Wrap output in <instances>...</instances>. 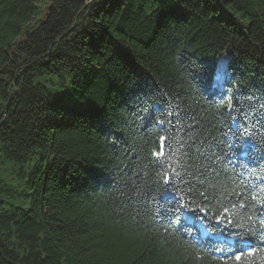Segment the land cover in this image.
<instances>
[{
  "label": "trees",
  "instance_id": "obj_1",
  "mask_svg": "<svg viewBox=\"0 0 264 264\" xmlns=\"http://www.w3.org/2000/svg\"><path fill=\"white\" fill-rule=\"evenodd\" d=\"M229 97L250 121L264 110V0H0V264H158L153 105L222 141ZM200 206L168 236L177 257L234 264L235 249L205 245L222 239L216 217L235 225L248 209ZM250 242L264 247L259 232Z\"/></svg>",
  "mask_w": 264,
  "mask_h": 264
},
{
  "label": "snow or ice",
  "instance_id": "obj_2",
  "mask_svg": "<svg viewBox=\"0 0 264 264\" xmlns=\"http://www.w3.org/2000/svg\"><path fill=\"white\" fill-rule=\"evenodd\" d=\"M232 99L228 98V110L219 116L221 121L224 116L230 118V123L222 124L225 129L221 133L222 141L211 134V129L207 136L198 139L194 135L201 130L197 125L203 126L205 120L188 116L179 105L172 107L169 104L166 108L153 105L154 118L149 131L155 129V133L150 136L152 151L148 163L159 177L153 183L162 189L164 202L168 205L167 210L155 215L152 221L157 226L155 232L162 248L158 264H184L176 255L179 248L171 246L168 236L172 235L180 218L187 217L189 212L197 214L189 219L200 218L198 213L205 211L201 204L205 207L219 205L224 209L222 215L225 217L233 209H248L241 222L235 225L232 219L221 225L220 218L216 217L214 230L222 239L210 240L205 247L216 252L235 249L231 257L234 264L247 261L257 250L264 253V247L253 248L250 242V237L257 232L264 237V202L257 199L258 193L264 192V184L259 183L264 181V110L256 121H250L239 103L232 104ZM261 108L264 109V104ZM256 124L259 127H255ZM250 191L256 194L249 200ZM233 196L237 200H232ZM197 197L203 199L197 203ZM237 214L233 212V217ZM213 219L208 217L209 222Z\"/></svg>",
  "mask_w": 264,
  "mask_h": 264
},
{
  "label": "rangeland",
  "instance_id": "obj_3",
  "mask_svg": "<svg viewBox=\"0 0 264 264\" xmlns=\"http://www.w3.org/2000/svg\"><path fill=\"white\" fill-rule=\"evenodd\" d=\"M230 57H231V52L227 50L224 53H222L221 56L218 58L217 66L215 70L216 72L214 76L215 80H219V75H221L225 71L228 61L230 60ZM197 226L200 232L202 233V235H205L206 231L203 228V226L201 224H197Z\"/></svg>",
  "mask_w": 264,
  "mask_h": 264
}]
</instances>
